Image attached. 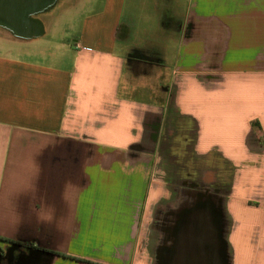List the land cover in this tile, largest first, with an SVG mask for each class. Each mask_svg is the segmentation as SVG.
<instances>
[{
    "label": "crops",
    "instance_id": "0c3cea01",
    "mask_svg": "<svg viewBox=\"0 0 264 264\" xmlns=\"http://www.w3.org/2000/svg\"><path fill=\"white\" fill-rule=\"evenodd\" d=\"M37 3L0 15V264H264V0H78L53 42Z\"/></svg>",
    "mask_w": 264,
    "mask_h": 264
},
{
    "label": "rangeland",
    "instance_id": "374dc122",
    "mask_svg": "<svg viewBox=\"0 0 264 264\" xmlns=\"http://www.w3.org/2000/svg\"><path fill=\"white\" fill-rule=\"evenodd\" d=\"M59 3L57 6H55L52 10L51 13H48L47 15H40V18L47 24L49 27V31L46 33V36L42 38V40H51V42L62 39V38H67L70 35V28L71 25L75 22V18L72 17L70 13V6L69 4H76L78 0H58ZM55 14H60L57 19H55L54 15ZM57 23V29L54 31V27L56 26ZM25 38L20 37L17 35L15 32H0V40L3 42V44L8 45L10 48H16L22 44V41ZM168 148L165 147V151H167ZM167 153V152H165ZM166 164V163H161ZM204 166V164H203ZM166 170V168L164 169ZM207 178L213 180L214 178V170L213 169H207L206 172ZM180 184V182L178 181ZM212 193V191H210ZM180 194L175 195V202L177 203L179 200ZM208 196L212 194H206ZM205 197V195L203 196ZM211 197V196H210Z\"/></svg>",
    "mask_w": 264,
    "mask_h": 264
},
{
    "label": "water",
    "instance_id": "95a60500",
    "mask_svg": "<svg viewBox=\"0 0 264 264\" xmlns=\"http://www.w3.org/2000/svg\"><path fill=\"white\" fill-rule=\"evenodd\" d=\"M40 0H0V15H7L14 21L15 27H23L28 22L22 18L25 11L34 9ZM27 32L19 31L18 34L25 35ZM33 34V33H32Z\"/></svg>",
    "mask_w": 264,
    "mask_h": 264
},
{
    "label": "flooded vegetation",
    "instance_id": "af4514ba",
    "mask_svg": "<svg viewBox=\"0 0 264 264\" xmlns=\"http://www.w3.org/2000/svg\"><path fill=\"white\" fill-rule=\"evenodd\" d=\"M32 33V32H31ZM28 34H30V32H27L25 35L27 36ZM209 238H206L205 240H203L202 243H200L199 246H197V243H191L189 244L190 247H192L193 249L195 248L196 250L198 249L200 252L196 253L194 250V258H192V262L193 263H202V264H207L209 261V254L211 252V248L212 247V242L208 240ZM210 251V252H209ZM2 259V257H0Z\"/></svg>",
    "mask_w": 264,
    "mask_h": 264
}]
</instances>
